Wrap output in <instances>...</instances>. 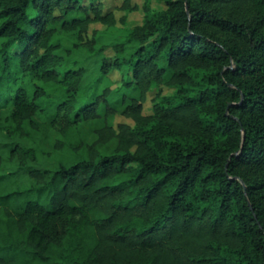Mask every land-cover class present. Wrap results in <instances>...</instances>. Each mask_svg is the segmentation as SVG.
<instances>
[{
	"label": "trees",
	"instance_id": "trees-1",
	"mask_svg": "<svg viewBox=\"0 0 264 264\" xmlns=\"http://www.w3.org/2000/svg\"><path fill=\"white\" fill-rule=\"evenodd\" d=\"M159 1L108 57L101 0H0V179L31 182L0 193V264H264V0ZM57 24L100 56L89 99ZM50 131L55 163L15 167Z\"/></svg>",
	"mask_w": 264,
	"mask_h": 264
},
{
	"label": "rangeland",
	"instance_id": "rangeland-1",
	"mask_svg": "<svg viewBox=\"0 0 264 264\" xmlns=\"http://www.w3.org/2000/svg\"><path fill=\"white\" fill-rule=\"evenodd\" d=\"M123 0H101V8L103 12L111 11L116 19L118 20L115 27L106 28L102 25H92L91 31L87 35V39H91L93 35V31H97L95 35V43L96 50L99 48H106L104 51V55L108 57H112L113 51L111 45L114 43H123L126 35L127 29L141 23L143 12L142 6L147 4L152 10L158 11L163 9V4L159 0H131V6H136L138 9L130 12H125L121 9ZM75 16V15H74ZM123 19L125 22L121 23L120 20ZM57 28V32L54 36L55 40H58L61 44V49L58 51V54L61 55L65 60V66L70 67L72 65H77L85 68L86 76L84 77V81L82 84L80 97L83 99H89L91 96H94L96 92L101 89V86L93 89L95 83V79L98 75V64L99 60L98 55H94L91 53H87L82 49H75V33L72 32H64L59 28V25H55ZM93 35V36H92ZM1 43V40H0ZM134 45H126L125 52L128 53ZM19 86L24 87L28 91V95L31 96L35 85H38V82L35 81L32 77H26L23 82L18 83ZM95 92V93H94ZM156 92L153 91L148 96V101L144 105V113L149 112V108L151 106L150 99ZM170 91L166 88L162 89V94H169ZM33 121L37 124L38 128H42L44 118L37 114L34 116ZM127 119L123 117L116 116L114 117L112 123L116 125L117 123H128ZM99 122L93 123H83L78 125V131L81 135V138L84 142H91L93 138V130L95 124L98 125ZM60 140L64 142L63 138L56 132L50 131L44 138L40 137L39 148L41 154H39L37 161L30 162L29 158H25L24 160L17 159L14 166H31L34 165L36 167L41 166H50L55 163L58 158V154L55 149V142ZM85 154V150L82 151ZM23 170V169H21ZM7 172L5 169L0 171V174H5ZM5 182L9 184V188H7ZM11 182V184H10ZM31 182L27 177L20 176V171L16 176H11L9 181L7 179H0V193L6 192L11 189H19L21 190L23 187H29Z\"/></svg>",
	"mask_w": 264,
	"mask_h": 264
},
{
	"label": "crops",
	"instance_id": "crops-1",
	"mask_svg": "<svg viewBox=\"0 0 264 264\" xmlns=\"http://www.w3.org/2000/svg\"><path fill=\"white\" fill-rule=\"evenodd\" d=\"M108 123H109V124L111 123V119L108 120ZM100 126H101L100 123H99L98 125L95 124V127H94V128H98V127H100Z\"/></svg>",
	"mask_w": 264,
	"mask_h": 264
}]
</instances>
